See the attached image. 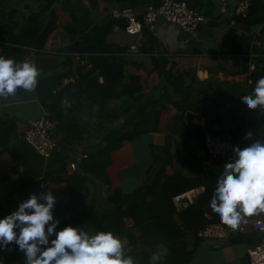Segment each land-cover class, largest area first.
<instances>
[{
  "label": "crops",
  "instance_id": "crops-1",
  "mask_svg": "<svg viewBox=\"0 0 264 264\" xmlns=\"http://www.w3.org/2000/svg\"><path fill=\"white\" fill-rule=\"evenodd\" d=\"M184 1L206 17L196 36L161 18L153 29L158 46L152 52H143L140 45V54L132 55L130 46L145 40L141 36L143 32L130 36L122 27L108 35L106 46L110 48L109 55L130 56L140 64L143 84L148 81L149 74L155 72L165 74L178 68L192 73L185 78L186 85L193 88L191 101L184 103L176 98L186 113L179 112L169 124L168 111H162L159 129L171 136L174 160L165 167V175L172 177L180 173L197 184L204 179L210 162L216 160L206 153V134L234 142L235 150L229 160L240 166L253 165L256 150L264 153V115L257 116L258 122L254 117L252 122L243 110L253 102L264 104V77L261 76L264 36L263 46L257 49L256 69L250 73L249 50L253 35L232 23L237 0H230L226 9L221 7L220 0ZM60 3L69 12L60 11L64 17L58 21V28L44 49L32 50L27 57L33 70L29 74L16 72L13 76V86L19 87L21 92L0 94V132L7 124H16L8 142L0 137V264H104L108 244L101 216L117 210L109 200L112 190L117 189L128 196L144 179V183H151L161 167V162H155L154 158L155 134L146 132L124 140L112 150L110 163L104 174L100 172L101 177L90 170L83 182L74 180L80 170L73 172L69 165L76 161L81 169L87 160L96 162V155L107 147V142H103L107 132L113 129L119 134L132 132L130 119L135 107L153 90L148 89L134 99L113 93L116 96L109 99L104 110L92 107L98 92L88 89L87 83L82 82L81 73H88L93 68V56L68 51L72 39L66 26L72 23L70 13L80 20L82 14L88 13L91 21L82 22L89 26L87 32L104 24L108 12L103 0H53L51 6L46 0H0V28L11 8L18 9L13 18L18 31L26 17L41 10L49 15L54 8L62 6ZM159 4L160 0H126L110 6H131L142 16ZM113 20V28L123 22ZM82 35H76L75 40L81 41ZM249 35L252 39L248 43L243 38ZM172 65L174 67H167ZM255 74L259 76L255 78ZM70 75L78 76L76 84L57 93L54 89L50 92L48 87L41 90L48 78L59 76L57 86L62 77ZM152 78L157 82L156 77ZM9 80V72H4L1 81L8 83ZM124 80V83L129 82L128 77ZM163 81L164 77H161L158 85H163ZM103 82V76H98L97 83ZM151 109L150 106L148 112ZM44 111L56 123L55 138L59 143V149L49 159L41 157L24 139L29 121L40 118ZM189 115H193L195 129L202 133L196 138L193 130L191 145H187L190 133L182 140L180 137L183 118L186 116L189 121ZM164 144V140L157 141L158 146ZM83 154L89 157L82 159ZM228 165L229 162L226 169ZM7 197L10 202L6 215L1 212V204ZM49 204L57 205L56 209L44 214ZM238 205L240 209H246L240 200ZM82 215L86 218L77 226L61 228L58 225ZM124 222L127 231L137 237L138 246L148 250L134 220L126 217ZM252 222L250 218L245 221L247 241H240L235 236L222 241L200 239L193 258L184 264H250L248 250L260 244L264 237L263 231H253ZM113 243L118 247L127 245L126 239L119 235L113 237Z\"/></svg>",
  "mask_w": 264,
  "mask_h": 264
},
{
  "label": "trees",
  "instance_id": "trees-1",
  "mask_svg": "<svg viewBox=\"0 0 264 264\" xmlns=\"http://www.w3.org/2000/svg\"><path fill=\"white\" fill-rule=\"evenodd\" d=\"M12 1V0H11ZM51 6L53 0H46ZM107 5L108 19L101 26H96L89 32V26L85 25L83 20L91 21L88 13L82 14L81 20L75 14L70 13L72 23L67 24L66 29L71 35L72 44L67 48L70 52L89 53L92 56L93 68L88 73H81L82 82H86L88 89L98 92L92 107L98 110H104L107 102L113 95L121 93L134 99L137 95L152 89L153 93L146 96L139 102L131 117L133 131L127 134H119L113 129L107 132L103 137V142H107V147L96 155L97 161L87 160L80 172L74 177L77 182H83L86 173L95 172L101 177L110 163L112 150H115L126 139H132L142 133L155 134L156 143L155 162H161L159 173L153 178L151 183L141 182L134 193L125 196L119 190L113 189L109 200L116 206L114 213H107L101 216L103 224V233L106 238L108 248L107 256L103 260L104 264H184L193 258V254L200 245V239L197 237L199 231L204 229L208 224L219 223L232 231L231 237H237L240 241H247L248 235L240 232L239 228L245 225L249 218L254 221H264V153L256 150L255 162L257 178L260 185V195L258 197H244L238 195L237 171L240 167L230 158L216 159L210 162L205 171L204 179L197 184L192 179L185 178L182 174L176 173L172 177L165 175V167L173 162L171 153V136L159 129L162 111H168V121L171 123L173 117L181 113H186L182 102L191 101L192 87L186 85V76H192L189 71L175 69L174 72H158L149 74L146 83H141V66L133 60L132 57L111 56L108 53L110 48L106 46V38L115 29L125 28L126 23L121 22L113 28L114 20L112 19L113 3H124L126 0H103ZM161 1V0H160ZM51 3V4H50ZM62 6L54 8L47 15L46 11L35 12L25 18L20 30L17 31V23L13 18L17 15L18 9L11 8L7 13L4 25L0 28V94L10 91L17 94L21 90L13 86V76L16 72L31 73L33 66L27 60L32 50H42L45 44L50 40L53 33L58 28V21L64 16L60 11L66 13L69 9ZM109 4V5H108ZM46 20V21H45ZM235 26L241 28L246 33H251L260 28L262 37L264 36V2L253 0L250 11L246 17L234 16ZM81 22V23H80ZM84 24V26H83ZM81 26V27H80ZM86 26V27H85ZM83 34L81 41L75 40V36ZM145 40L141 43L143 52H152L158 41L153 33L146 26L141 34ZM252 37L245 36L244 41L250 42ZM140 49V51H141ZM261 53L264 54L263 51ZM264 64V59L261 60ZM169 64L168 62H163ZM167 67H174L167 66ZM138 70V72H137ZM98 71V73H96ZM4 72H9L11 80L8 83L1 81ZM164 75V76H163ZM258 77L259 74H255ZM98 76H103V84H98ZM264 77V66L261 74ZM128 77L129 82L124 83ZM152 77L160 79L164 77L163 85H158V80L153 81ZM59 76L50 77L45 81L44 89L48 87L51 92L58 82ZM95 84V85H94ZM54 91V90H53ZM160 93V94H159ZM54 98V96H52ZM53 100V99H52ZM54 101V100H53ZM55 102V101H54ZM154 103H157L154 105ZM152 107L148 112V108ZM244 115H249L250 121L258 120V115H264V104L253 102L243 107ZM261 109V110H260ZM243 115V116H244ZM193 118V115H189ZM255 117V118H254ZM186 120L183 118V128L181 140L186 138L188 133L191 137L187 145L193 143V130L196 138L202 135L199 129H195L193 119ZM236 118V117H235ZM16 124L11 122L0 132L1 138H6L7 142L11 139ZM115 141V142H112ZM164 140L163 146H158L157 141ZM180 143H182L180 141ZM89 157V155H88ZM87 157V158H88ZM206 155L204 156V159ZM200 160V159H198ZM229 162L228 169L226 164ZM91 167V168H90ZM90 168V169H89ZM78 170V171H79ZM49 174H47V178ZM39 183V181H37ZM204 185L205 191L196 199L193 204L183 209H177L173 201L174 196L190 190L194 187ZM242 201L246 209L239 208L238 201ZM10 198H3L1 212L7 215V204ZM51 204V203H50ZM47 207L44 214L56 209L57 205ZM53 208V209H52ZM131 217L135 226L141 231L148 250L141 249L138 245L137 237L127 231L124 219ZM84 215L75 219L66 221L58 225L61 228L77 226L83 222ZM263 231L264 230H253ZM119 235L124 237L127 245L124 247L115 246L113 237ZM264 240V237H263ZM262 240V241H263ZM164 246L167 252L162 256L159 253V247Z\"/></svg>",
  "mask_w": 264,
  "mask_h": 264
},
{
  "label": "built area",
  "instance_id": "built-area-1",
  "mask_svg": "<svg viewBox=\"0 0 264 264\" xmlns=\"http://www.w3.org/2000/svg\"><path fill=\"white\" fill-rule=\"evenodd\" d=\"M230 0H220L221 7L226 9ZM253 0H237L234 8L235 16L246 17L250 11ZM112 18L126 23L124 31L130 36L140 35L146 26L150 30L156 27L159 19L177 25L185 32L192 36H196L200 26L206 22V17L191 7L184 0H161L160 4L149 8L142 16L136 9L131 6L114 8ZM235 25V21L232 22ZM253 41L250 46V61L249 71L252 73L256 69L255 59L258 56L257 49L263 46L261 29H255L252 32ZM141 44H132L130 53L132 55L140 54ZM102 78V77H101ZM78 76H64L59 84L54 88V93L59 92L62 88L78 82ZM55 121L50 117L47 111H44L42 116L35 120H30L27 130L24 134V139L32 146L35 151L44 159H49L59 149V143L55 138ZM205 150L207 155L213 159L230 158L235 150L234 142L222 141L219 138L206 134ZM82 159L88 157V154H83ZM79 162H72L69 168L73 172L79 170ZM257 172L255 165H242L237 171L238 195L244 197H258L260 195V185L257 180ZM205 191V186L201 185L187 190L174 196L173 201L177 209H183L193 204L196 199ZM253 230H264V221H254L251 224ZM246 226L242 225L239 228L240 232H245ZM232 231L219 223L208 224L204 229L198 232L199 239H209L215 241L227 240L230 238ZM250 264H264V240L255 247L248 250Z\"/></svg>",
  "mask_w": 264,
  "mask_h": 264
},
{
  "label": "rangeland",
  "instance_id": "rangeland-1",
  "mask_svg": "<svg viewBox=\"0 0 264 264\" xmlns=\"http://www.w3.org/2000/svg\"><path fill=\"white\" fill-rule=\"evenodd\" d=\"M167 252V249L164 246L159 247V253L164 256V254Z\"/></svg>",
  "mask_w": 264,
  "mask_h": 264
}]
</instances>
